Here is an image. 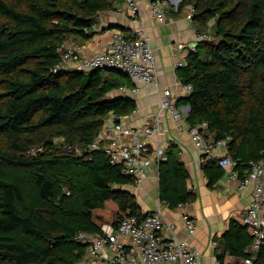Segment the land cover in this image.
Wrapping results in <instances>:
<instances>
[{"label":"trees","instance_id":"1","mask_svg":"<svg viewBox=\"0 0 264 264\" xmlns=\"http://www.w3.org/2000/svg\"><path fill=\"white\" fill-rule=\"evenodd\" d=\"M124 2L0 0V139L6 140L0 145V264H80L90 246L81 233L97 235L105 224L118 228L129 216L148 214L127 190L134 178L111 165L105 151L76 153L101 134L110 113L129 116L137 109L135 99L115 95L131 86L129 78L118 70L64 69L58 52L71 38H93L99 14ZM190 6L199 32L210 35L215 19L217 40L201 43L178 69L182 84L192 86L180 102L190 107L189 126L206 122L214 140L229 138L228 151L239 160L235 170H244L264 150V0ZM158 167L168 208L196 200L177 147ZM202 168L211 184L225 175L216 159ZM221 240V264L226 254L252 256L245 225L231 221ZM255 264H264L262 252Z\"/></svg>","mask_w":264,"mask_h":264},{"label":"built area","instance_id":"2","mask_svg":"<svg viewBox=\"0 0 264 264\" xmlns=\"http://www.w3.org/2000/svg\"><path fill=\"white\" fill-rule=\"evenodd\" d=\"M131 13L139 14V6L136 0H125ZM182 0H151L149 12L161 24L166 22V11L173 4L179 9ZM195 9L188 8L186 19L193 23ZM211 36L206 32L195 34L194 42L177 45L178 52L195 53L198 46L210 41ZM62 55V68L89 72L103 68H113L129 76L134 81L144 86H155L161 95V107L170 114L172 121L182 127L186 121L188 109H180L177 101L169 89H161L158 83L156 57L149 39L141 30L129 37L122 32H116L105 50L95 51L90 56H85L83 49L78 46L63 45L58 49ZM182 66V63L179 64ZM188 91L192 86L184 85ZM123 92L139 93L135 87ZM125 117L110 113L105 120L103 131L92 144L86 148H76L78 155H83L86 150H103L109 158L110 164L120 167L122 174L134 178L137 188H142L144 177L154 163L165 161L163 148L153 149L150 139L163 132L161 120L157 116L148 127L129 128L124 123ZM191 140L195 147L202 153L200 163L217 160L218 165L225 171L227 182L238 178L235 168L239 160L232 157L228 151V141L214 140L208 131L206 122L192 127L189 130ZM226 150L221 155H216L217 148ZM253 187L252 201L244 213L242 224L245 225L253 236L254 255L242 259L238 264H255L258 253L264 255V150L257 161L245 163L244 177L240 180L241 189ZM187 204L179 205V209ZM183 221L187 225L190 235H194L198 229L195 221L187 213H183ZM164 218L162 211L147 214L142 217L129 216L124 219L118 228L105 224L97 235L81 233L79 240L89 242V252L103 260V264H199L200 253L189 242L170 239L167 240L163 233ZM174 227L171 226V230ZM217 264H221L219 261Z\"/></svg>","mask_w":264,"mask_h":264},{"label":"crops","instance_id":"3","mask_svg":"<svg viewBox=\"0 0 264 264\" xmlns=\"http://www.w3.org/2000/svg\"><path fill=\"white\" fill-rule=\"evenodd\" d=\"M136 1L140 9L138 15L134 16L125 2L118 4L116 10L99 14L97 24L94 26L96 33L93 38L90 40L71 38L67 41L66 46L81 47L84 55L90 56L95 51L105 50L116 32L133 37L136 31H143L155 53L159 86L161 89L171 91L180 109H187L188 106L180 101L191 92L184 88L177 71L187 64L190 53L187 51L178 52L177 45L193 43L195 34L200 31L194 21L191 23L186 19L190 5L179 11L172 4L166 11V22L161 24L149 12L151 0ZM180 63L182 66H179ZM127 77L131 82V86L127 87L128 90L137 87L140 91L133 94L130 91L123 92L119 89L115 94L127 95L135 99L137 103V109L133 114L124 116L125 125L129 128H143L150 126L155 117L160 118L163 132L150 139L149 143L153 149L163 148L166 160L170 147H177L180 159L189 174L188 187L196 194V200L181 209L178 208L179 206L175 209L168 208L160 199L159 167L156 163L147 171L142 188L131 186L127 190L136 196L137 202L145 214L153 213L158 209L162 211L163 233L167 240L178 239L189 242L200 253L199 264H217L218 251L223 250L221 239L228 230L231 221L242 224L244 213L252 201L253 187L241 189L240 180L244 177V174L240 177V172L244 171L242 168L234 171L238 175L236 180L227 182L224 175L211 184V176L209 177L203 172L200 163L202 153L191 140L189 130L192 127L189 126L187 120L181 128L178 127L172 121L170 114L162 109L161 95L155 86H144L129 76ZM254 150L256 151V147ZM215 152L218 156L225 153L226 150L219 147ZM250 154L254 155V152ZM184 212L190 215L198 226L194 235L188 233L187 225L182 218ZM171 226L174 227L173 230H171ZM249 234L251 235L250 232ZM251 237L253 238L252 235ZM253 242L247 249L252 255H254ZM242 259L226 254L223 264H238ZM80 264H103V260L88 251L84 261Z\"/></svg>","mask_w":264,"mask_h":264},{"label":"rangeland","instance_id":"4","mask_svg":"<svg viewBox=\"0 0 264 264\" xmlns=\"http://www.w3.org/2000/svg\"><path fill=\"white\" fill-rule=\"evenodd\" d=\"M188 3H189V5L197 4L198 0H189ZM215 24H216V21L214 19V20L210 21L209 27H208V29H206V30H208L210 32V36H211L210 40L211 41H216L217 40V36L215 35ZM202 31H204V29ZM4 143H6V140L5 139L4 140L0 139V145H3Z\"/></svg>","mask_w":264,"mask_h":264},{"label":"water","instance_id":"5","mask_svg":"<svg viewBox=\"0 0 264 264\" xmlns=\"http://www.w3.org/2000/svg\"><path fill=\"white\" fill-rule=\"evenodd\" d=\"M103 69L107 71H117L116 69L113 68H103ZM98 70H102V69H98ZM187 109L190 110V107L188 106Z\"/></svg>","mask_w":264,"mask_h":264}]
</instances>
